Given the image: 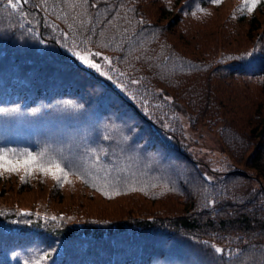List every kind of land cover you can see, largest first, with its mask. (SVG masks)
Segmentation results:
<instances>
[{
    "label": "trees",
    "instance_id": "16d2710c",
    "mask_svg": "<svg viewBox=\"0 0 264 264\" xmlns=\"http://www.w3.org/2000/svg\"><path fill=\"white\" fill-rule=\"evenodd\" d=\"M0 156L63 169L0 174V264H264V0H0Z\"/></svg>",
    "mask_w": 264,
    "mask_h": 264
},
{
    "label": "rangeland",
    "instance_id": "374dc122",
    "mask_svg": "<svg viewBox=\"0 0 264 264\" xmlns=\"http://www.w3.org/2000/svg\"><path fill=\"white\" fill-rule=\"evenodd\" d=\"M98 51L92 49L88 51H81L79 49L72 50L74 54L83 64L101 75L103 78L113 79L115 76H120L116 72L114 65L109 63L110 57L101 52L100 55H95ZM81 56H86L88 59L99 63V69L91 67L81 59ZM184 129V141L187 144L188 151L200 161V166L205 175L209 179H215L218 171H226L232 169H247L245 166H240L233 162L225 152L219 139V125H211L205 120H198L194 125L189 121L186 113L179 111L178 113ZM253 185L259 184L257 178H252ZM214 245L218 249H223L226 245L225 240H213Z\"/></svg>",
    "mask_w": 264,
    "mask_h": 264
},
{
    "label": "snow or ice",
    "instance_id": "6c2138e0",
    "mask_svg": "<svg viewBox=\"0 0 264 264\" xmlns=\"http://www.w3.org/2000/svg\"><path fill=\"white\" fill-rule=\"evenodd\" d=\"M215 2H219V0H215ZM246 3L249 2V0H245ZM252 6L254 7L257 3H259V0H250ZM13 8H15L17 5L12 4ZM251 10V9H250ZM95 55H100L99 52H97ZM81 59L84 60L85 63H88L91 67L99 69L101 65L99 63H96L86 56H81ZM109 63L111 61L109 60ZM39 168L40 171L44 172L45 174H48L51 172V174L57 179L60 180L61 176L58 175V173H63V169L59 167V165H56L54 168L50 166H44L37 164L36 157H29L25 160H9L6 156H0V174L3 173V171H10V172H17L20 171L21 168H23L26 172V174L34 171L36 168ZM106 195L108 193H105ZM119 194V193H116ZM27 214V213H25ZM55 219V217L53 218ZM219 251V250H218Z\"/></svg>",
    "mask_w": 264,
    "mask_h": 264
}]
</instances>
